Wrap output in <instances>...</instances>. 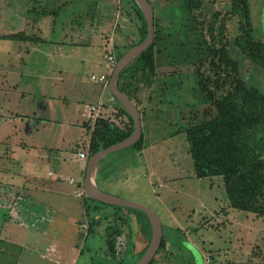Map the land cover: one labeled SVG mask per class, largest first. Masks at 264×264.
Listing matches in <instances>:
<instances>
[{"label": "rangeland", "instance_id": "obj_1", "mask_svg": "<svg viewBox=\"0 0 264 264\" xmlns=\"http://www.w3.org/2000/svg\"><path fill=\"white\" fill-rule=\"evenodd\" d=\"M75 1L69 9V13L75 11V15L67 18V0H0V34L23 30L25 37L37 38L38 34L32 33L31 27L41 22L44 27L50 26L49 33H41L46 38L58 39L61 34V37L64 36L61 41H67V32L66 35L60 33V28L67 30L69 22L72 23L71 28H77L78 23L83 25L86 19H92V23L86 24L98 31L93 40L104 45V56L109 47L106 45L107 41L109 44V39H112V51L117 61L120 54L124 53L123 47L134 46L138 42L141 24L138 19V22L135 20L134 9L128 11L130 9H126L122 1ZM232 1L198 0V4L189 9L183 0H150L154 11L152 70L137 56L125 66L116 81L117 87L129 96L136 98L137 94H141L140 102L136 101L137 104H143L139 107L141 113L147 114L156 123V126H151L154 132L148 125L147 144L151 146V150L147 158L152 182L160 179L164 187L156 183L153 185L156 193H152L145 176L139 183L142 182L149 188L146 191H143L142 183L140 186L137 183L135 187H131L133 183H130L129 178H118L108 185L101 182L103 174L100 172L97 177L98 188L106 191L108 195L147 207L161 221L165 248L154 256L153 264H264V191L243 197L238 206H231L221 178H196L187 137V130L200 121L208 122L219 117L215 104L221 102L230 92L237 95L234 87L238 80L243 88L254 95L255 99L247 101L248 106H262L259 98L264 97V71L248 63L241 52L242 44L240 48L239 43L242 30L238 17L229 10ZM250 1L254 5L253 11L255 10L254 41L264 44V0ZM56 7H60L58 15H51L44 22L40 14L52 9L57 11ZM14 44L10 49L9 43L0 41V53L15 51ZM25 44L28 45L26 49H29L31 42L26 41ZM20 50L25 48L20 47ZM12 60L4 57L0 59V72H22L20 75L0 74V99L8 102L5 107L8 113H5L4 108L0 112V141L7 135L10 136V150H14L13 154L18 158L21 151L15 144L20 136L12 135L13 125L16 124L20 129L19 120L25 118L24 124L29 125L27 121H33L31 118L27 119L31 111L36 114L39 112L36 111L37 103L42 107L43 114H46L41 99L48 98L46 95L54 87H61L67 80L34 79L30 73L25 72L30 62L22 64ZM91 65V71L85 66L87 75L86 72L80 75L83 83L89 79L90 72L104 69L102 65L94 66L95 61ZM78 66L81 72L82 67ZM112 72L113 70H108V77ZM37 93L42 96L39 97ZM234 101L239 104L238 99ZM145 102L147 105L144 107ZM114 104V109L119 111L115 117L119 125L111 124L124 127L127 123L121 118V103L115 100L110 105L113 107ZM46 107L52 109L50 113L47 112L51 118H58L61 106L49 102ZM61 109L66 110L67 106ZM64 116L67 117V110L63 113ZM107 121L110 123V120ZM94 124L90 122L88 125L92 129ZM58 132L51 133L47 138L60 140L61 132ZM39 137L43 139L42 136ZM22 139L27 142V139ZM1 144L0 150L6 146ZM158 149L161 153L157 155ZM127 151L133 152L131 148ZM67 153L70 152H67L65 146L61 154L67 157ZM13 161L15 160H7V165L11 168L15 166ZM127 161L129 164L134 162L132 157ZM6 169L8 168L0 164V173L11 172ZM47 169L52 170V167L47 165L44 171ZM43 175V178L48 179L46 171ZM87 203L92 204L91 200ZM0 214L4 216L5 213L1 211ZM6 234L8 237L15 236L14 232L7 231ZM97 240L103 245L104 239L99 235L88 237L85 244L90 245ZM115 243L116 240L114 248ZM124 247V243L119 245L118 256L115 255L120 260ZM101 248L103 247H97L98 250ZM10 249L16 254L20 251V256H17L19 260L25 261L23 257L31 259L20 248ZM17 257L0 254V264H15Z\"/></svg>", "mask_w": 264, "mask_h": 264}, {"label": "crops", "instance_id": "obj_2", "mask_svg": "<svg viewBox=\"0 0 264 264\" xmlns=\"http://www.w3.org/2000/svg\"><path fill=\"white\" fill-rule=\"evenodd\" d=\"M120 1L126 9H130L128 11L132 10L131 3L125 4V0ZM75 2V0H67V18L75 15V11L69 13V9L72 8ZM53 10L43 11L47 13V16H43V13L40 14L44 22L47 17L58 15L60 12V9L54 12ZM91 20L87 21L86 19L83 25L78 23L79 27L77 28H71L72 23L67 20L69 22L67 23L69 26H67V30L59 29V32H63L64 35L67 32V41H61L64 37H61V34L58 39L46 38L47 36L41 33L50 31V26L44 27L41 22L31 27L32 33L38 34L37 38L25 37L22 34L23 30H17L16 33L0 34L20 33L26 39H34L33 41L27 39V42H31L29 49H26L28 45H24L26 40L12 42L11 40H0L3 43H9L10 49L13 47L12 44L15 43L14 45H16L15 51L1 52L0 59L3 57L6 60L13 59L22 64L30 62L31 64H27L28 67H26L25 72L30 73L34 79L67 80V82L61 84L62 88L54 87L51 93L46 95L48 98L41 99L42 105H45L43 110L46 109V114H43L42 107L38 106L37 103L36 111L39 112L36 114L31 111L32 113L28 115L27 119L31 118L33 121L28 120L29 125L24 124L26 118L19 120L21 123L19 124L20 129L16 124L13 125L12 135L17 137V134H19L20 136L15 144L16 148L21 151L20 157H15L14 150H10V136L7 135L0 141V144L4 143L1 146L6 145L0 150V156L3 155L0 164L4 168H8L6 170L11 171L8 174L0 173V210L5 213L4 216L0 214V254L17 257L20 251L16 254L15 251L10 249L13 247L14 249L20 248L25 255L31 256L30 260L23 257L25 261L19 260L20 258L17 257L15 264H136L141 258L142 251L147 246V241L140 231L137 215L133 209L105 205L94 200L91 201V205H88L87 201L89 199H85L86 195L83 197L77 196V191L83 189L87 164L92 156L89 152V146L94 125L92 129L88 125L91 120L87 117V107L101 103L107 113L106 115L112 116L115 122H117L115 117L119 113L117 109H114L115 104L113 107L111 106L118 99L108 90V83L104 86L102 83L91 81L92 75H107L109 70L105 66L104 45H100L93 40V37L98 35V31L93 30V26L87 27L86 23H92ZM135 20L137 21V19ZM20 47L25 48V50H20ZM127 47H123V50L126 51ZM97 58H100V60L97 61ZM93 61L96 62L94 66L101 67L100 65H102L104 69L98 71L99 68H96L98 72H90L89 79L86 80V83H83L80 75L86 72V65L87 70L91 71ZM53 63L56 65H53ZM60 64L67 65L60 66ZM78 65L82 67L81 72H79ZM4 66L7 67L5 64ZM4 73H9V75L17 73L20 75L22 72H12L11 70L0 72V74ZM85 75H87V72ZM119 91L135 105L140 113L142 112L139 107L143 104L136 103V101H139L141 94H137V97L133 98L125 91ZM37 95L42 96L40 93H37ZM49 102L56 103V106L62 108L67 106V117H63L66 110L59 107L58 118H51L47 112L50 113L52 109L46 107V103ZM147 102H145L144 107ZM7 103L0 99V112L1 108H4L5 111ZM106 106H109V108H106ZM119 106H121V109H119L122 114L121 118L128 123L130 116L121 104ZM5 113L8 112L5 111ZM140 121L143 139L141 150H136L131 146L129 148L132 149V153H128L127 149L129 148H126L102 157L97 162L92 174L93 183L97 188L99 187L97 177L100 172L103 174L101 182L108 185L113 184L118 178H129L130 183H133L131 187H135L137 183L139 186L143 184V191H146L149 188L144 183H139L145 176L147 185L150 187L149 191L152 193H156L153 187L156 183L160 187H164L160 179H157L159 183L157 180L155 183L152 182V173L147 158V154L151 150V146L147 144L148 125L154 132V128L151 126H156V123L151 121L147 114L143 115L142 113ZM57 130L61 132L60 140L58 138L48 139L51 133L56 134ZM39 136H42L43 139ZM22 138L27 139V142L23 141ZM37 138L39 143L36 141ZM65 146H67V152H70L67 153V157L61 154ZM5 148H8V150ZM160 149H158L157 155L161 153ZM79 152L87 153L85 160L78 158ZM128 155L134 160L132 164L127 161L130 158H128ZM9 159L15 160L13 161L14 168L7 165ZM47 165L52 167V170H45L48 179L43 178L44 167ZM71 180L73 183H70ZM98 190L100 189L98 188ZM101 192L107 193L106 191ZM83 223L88 225L86 235L83 234L80 228ZM113 225L121 228V235L115 238L117 243H115L114 251L111 253L107 248L106 235L108 226ZM161 226L163 235V225L161 224ZM7 231L14 232L15 236L8 237ZM93 235L103 237V245L98 240L90 245L85 244L87 238ZM119 242L125 244L124 250L121 252V260L117 257V244ZM99 246L103 247L101 248L102 251L97 249ZM116 254L117 256H115ZM92 255H94V258Z\"/></svg>", "mask_w": 264, "mask_h": 264}, {"label": "trees", "instance_id": "obj_3", "mask_svg": "<svg viewBox=\"0 0 264 264\" xmlns=\"http://www.w3.org/2000/svg\"><path fill=\"white\" fill-rule=\"evenodd\" d=\"M147 1L151 5L150 0ZM125 2V4L128 2L132 4V10L135 11L134 17L141 24L139 40L134 46H128L127 50H129L141 44L146 38L147 25L134 0H125ZM183 2L189 9L198 4V0H183ZM58 9L60 7H56L57 11H59ZM253 9L254 5L250 0H233L229 5L231 14L239 19V26L242 30L239 46L241 48L242 44L241 52L244 54V58L248 63L254 64L264 71V44L254 41L255 10L253 11ZM42 13L43 16H47L46 12ZM27 39L28 41L34 40ZM27 39L20 33L0 35V40L27 41ZM153 46L152 43L139 55V59L150 70L153 65ZM123 54H120V57ZM234 90L237 95L230 92L221 102L215 104L219 111V117L208 122L200 121L187 130V137L191 146L190 155L196 178H221L229 204L238 206L243 197L253 196L264 191V97L259 98L262 106L249 107L247 101L254 98L253 93L243 88L240 80L236 83ZM234 99H238L241 106L236 104ZM129 120L124 127L120 128L113 126L111 122L107 123V120L98 119L91 135L90 154L94 155L99 150L106 149L128 138L134 129L130 117ZM142 142L141 136V139L132 148L141 150ZM87 199L93 201L88 197ZM85 210L88 211L87 208ZM133 210L136 212L140 231L147 241V246L141 253L142 257L151 240V229L146 214L139 210ZM120 229L119 226L114 225L107 228L106 244L111 253L114 251L115 238L121 235ZM164 248L165 243L162 237L160 247L155 255ZM153 263L154 257L149 264Z\"/></svg>", "mask_w": 264, "mask_h": 264}, {"label": "water", "instance_id": "obj_4", "mask_svg": "<svg viewBox=\"0 0 264 264\" xmlns=\"http://www.w3.org/2000/svg\"><path fill=\"white\" fill-rule=\"evenodd\" d=\"M134 2L138 5L139 9L143 14L144 20L147 25V36L141 44L127 51L117 61L113 69V72L110 76V79L108 81V90L112 93V95L115 98L118 99V101L121 103L122 107L125 109L127 114L131 117L134 124V131L128 138H126L122 142L112 145L106 149H103L90 157L87 164L83 189L85 195L96 202L105 205H113L119 207H126L130 209H136L146 214L151 225V240L145 253L142 255V257L139 259V261L136 264H149L152 258L155 256L156 252L158 251L162 240V226L157 216L147 207L139 203L122 200L120 198L108 195L106 193H102L100 190L97 189L95 185H93V189L90 187V181L91 180L93 181L92 174L94 168L97 162L102 157H104L107 154L117 152L133 146L141 139L142 136L140 112L135 107V105L122 92L118 90L116 85L117 78L121 73V71L125 68V66L135 57L139 56L147 47H149L154 39V14H153L152 6L149 4L147 0H134Z\"/></svg>", "mask_w": 264, "mask_h": 264}, {"label": "built area", "instance_id": "obj_5", "mask_svg": "<svg viewBox=\"0 0 264 264\" xmlns=\"http://www.w3.org/2000/svg\"><path fill=\"white\" fill-rule=\"evenodd\" d=\"M106 45L109 47H108V50H107V53L105 56V66L107 68H109L110 71H112L115 64H116V57L114 56V53L112 51V39H109V44L107 41ZM91 81L97 82V83H102V84H104V86H106L108 83V76L107 75H99V76L98 75H92ZM104 110H105L104 106L101 103L94 105V106H88L87 107V117L93 123H95L98 119H104V120H110V122L117 125L118 123L114 121V118H112V116H110V115H106L107 113ZM86 157H87V153H85V152H79L78 153V158L80 160H85ZM70 183H73V181L71 180ZM77 196H79V197L85 196L83 189H80L79 191H77ZM80 228H81L83 234L86 235L87 230H88V225L86 223H83L80 225ZM119 245L122 246L123 242L118 243V250H119Z\"/></svg>", "mask_w": 264, "mask_h": 264}, {"label": "bare ground", "instance_id": "obj_6", "mask_svg": "<svg viewBox=\"0 0 264 264\" xmlns=\"http://www.w3.org/2000/svg\"><path fill=\"white\" fill-rule=\"evenodd\" d=\"M93 185H94V184H93V181L91 180V181H90V187H91L92 189H93Z\"/></svg>", "mask_w": 264, "mask_h": 264}]
</instances>
